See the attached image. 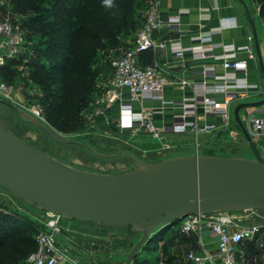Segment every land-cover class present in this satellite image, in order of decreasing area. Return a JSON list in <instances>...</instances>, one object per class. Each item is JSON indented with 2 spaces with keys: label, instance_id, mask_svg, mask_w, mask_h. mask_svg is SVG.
<instances>
[{
  "label": "water",
  "instance_id": "95a60500",
  "mask_svg": "<svg viewBox=\"0 0 264 264\" xmlns=\"http://www.w3.org/2000/svg\"><path fill=\"white\" fill-rule=\"evenodd\" d=\"M251 24L264 76L261 45L256 25ZM2 103L18 111L16 106ZM263 108L264 100L242 103L234 111L252 158L190 155L160 162L135 158L132 171L115 175L71 168L0 124V187L25 204L66 220L131 227L142 235L126 256L125 264H132L155 237L163 238L191 215L264 211V155L240 115ZM24 118L57 143L84 147L102 159L117 157L65 136L32 115Z\"/></svg>",
  "mask_w": 264,
  "mask_h": 264
},
{
  "label": "built area",
  "instance_id": "2783aa9c",
  "mask_svg": "<svg viewBox=\"0 0 264 264\" xmlns=\"http://www.w3.org/2000/svg\"><path fill=\"white\" fill-rule=\"evenodd\" d=\"M159 1H155L152 8L145 14V24L137 33L133 44L127 50L123 51L118 57H115L112 64V76L105 86V95L102 100L107 103L109 108L116 104L121 107L119 128L121 134L130 132L136 136L144 133L149 135L154 141L160 143L162 151L174 149L166 141L169 136L176 135H194L196 138L201 134L208 132L209 128H200L196 122H189L188 118H195L194 112H189L196 108V105L185 107L186 114L177 117L172 126L159 128L155 123L156 112L143 110L141 113H133L130 103H127L128 96L131 101H138L142 104L153 100H162L166 87L171 85L191 86L187 80L179 81L178 77L174 79L165 78L158 66H143L142 56L145 53H152L156 56L160 51L168 50L180 59H183L187 52L201 59H206V50L202 47L184 50L177 45H168L156 39V33L162 27ZM258 17L261 19L258 10ZM207 21L210 17H202ZM264 28V20H262ZM180 19L178 17L169 19L168 25L178 26ZM26 35L21 27L12 22L9 16H0V67L4 66L6 61L29 54L34 59V52H26ZM239 51H245L248 60L257 58L256 51L250 47H244ZM220 65L225 76L218 77L215 68L206 67V77L202 84L195 85L196 90L201 94L213 92L216 95H223L227 103L221 113L226 131H230L235 125V119L230 113V101H244L249 98L252 86L247 84L248 69L244 62L238 59L236 50H230L221 58ZM246 76L243 81L239 80L237 74ZM212 78V79H211ZM202 96V95H201ZM207 116H216L218 114L217 101L206 96L202 97ZM0 100L9 104L20 101L15 96L13 88L0 80ZM24 108L34 117L45 121L42 118L38 107L24 106ZM101 112L99 111L98 114ZM191 114V115H190ZM190 115V116H189ZM249 133L255 141L264 139V115L252 114L244 122ZM200 143L196 140V152L199 155ZM264 211H243V212H222V213H200L191 215L185 220L179 222V233L185 237H191L193 234L201 236L200 251L188 253L184 258L175 264H264L255 257H249L246 251V245H252L261 242V251L264 254V217L261 215ZM49 219L43 223V228L36 237L37 251L30 256L28 264H62L72 262L78 264L67 254L68 249L60 246V238L67 237L72 233L71 224L65 226L64 219L61 216L46 213ZM249 218L259 220L256 223H248ZM209 232L217 236L216 251H212L202 238L203 233ZM163 264V263H162Z\"/></svg>",
  "mask_w": 264,
  "mask_h": 264
},
{
  "label": "rangeland",
  "instance_id": "374dc122",
  "mask_svg": "<svg viewBox=\"0 0 264 264\" xmlns=\"http://www.w3.org/2000/svg\"><path fill=\"white\" fill-rule=\"evenodd\" d=\"M91 1L90 7L95 6L101 0ZM36 3L39 10H34L24 18L6 0H0V16H9L12 22L24 30L26 35L24 48L26 52H34L36 55L35 51L39 49H50L54 55H62L66 43L63 38L66 30L64 21L67 18L66 11L72 6V3L68 1L61 3L65 11L64 14L53 13V0H36ZM150 6L151 4L141 1L132 4L135 16L134 21L136 23L139 25L143 23L146 11ZM31 15L45 18L44 30H30L25 25V19H28ZM126 21L127 18L125 16L121 22L122 27L126 25ZM53 22L57 23L54 27H52ZM134 36L135 32L133 30L122 32L119 44L114 49L95 53V59L91 66L92 81L95 85L93 105L90 107L89 114L91 125L88 130L80 134L63 135L73 139L80 138L87 145L107 155L129 154L140 159L160 161L170 157L197 155L196 140L194 138L191 142L185 144L179 143L172 150L162 151L158 149V146L151 140L150 136L144 133H141L138 137L131 138L127 135L104 133L99 131L94 125L96 109L102 103L101 100L106 93L105 86L112 76L111 62L116 56L132 46ZM72 37L71 41L73 40L74 45H77L79 43L78 32L72 35ZM33 58V60L29 59V54H27L25 56L23 55V58L18 56L12 62L16 67L15 72L17 76L14 82L9 84L13 88L15 96L21 105L18 102L12 104L18 108V111H16L0 100V124L37 150L76 170L104 175H115L132 171L135 168V162L132 160L125 158L102 159L84 147L62 145L53 141L44 131L24 118V115H31L24 108V106H29L31 108L38 107L44 119V109L41 100L46 95L45 89L42 88L39 82L30 80L32 67L37 64L35 57ZM199 143L201 154L204 152H212L214 154H234L244 158H252V153L239 128L234 142L211 141L208 136H204L200 138ZM5 214L15 217L20 222L19 227H22L28 233L32 231L38 233L43 228V223L49 219L45 212L25 204L0 187V218ZM261 215L264 217V212ZM255 220L257 219H248L250 223L259 221ZM63 224L65 226L71 224L74 232L69 234V237L60 238V246L69 249L67 245L70 244L76 251L78 250L88 255V257L82 259L84 264H125L126 255L120 256V251L127 250L129 244L135 246L142 238V235L138 233L131 234L132 231L128 227L113 228L103 225L79 223L78 221L66 219H64ZM179 225V223L175 225L159 243L150 245L151 248L148 251L142 252L141 256L148 257L153 264H174L180 255L179 248L175 246V241L177 240L167 239L176 235ZM208 234L210 233L205 232V235ZM131 235L132 238H130L128 244L125 240ZM213 237L217 239V236L214 235ZM260 247L261 244H258L259 249ZM259 256L261 257V253H259ZM29 257L21 259L18 264H27ZM93 257H100L101 259L100 261H94Z\"/></svg>",
  "mask_w": 264,
  "mask_h": 264
},
{
  "label": "crops",
  "instance_id": "0c3cea01",
  "mask_svg": "<svg viewBox=\"0 0 264 264\" xmlns=\"http://www.w3.org/2000/svg\"><path fill=\"white\" fill-rule=\"evenodd\" d=\"M156 1L160 3L159 11L162 22L160 31L156 33V39L168 45H177L184 50L202 47L206 50L207 58L201 59L199 56H194L192 53L187 52L185 57L180 59L177 58L170 49L160 51L156 56L150 52L145 53L141 60L143 66H158V69L165 78L171 80L178 77L179 81L187 80L192 85L182 86L169 84L163 93L162 100L156 99L149 103L142 104L138 101H131L128 99L129 97L126 96L127 103H130L132 106L133 113H141L143 110L148 112L158 111L159 113H156L157 115L154 120L159 128L172 126L177 117L186 114L187 109L185 107L196 105L195 109L189 111L195 113V118H192L190 114L191 117L188 118V121L198 123L202 129L208 127L209 131L201 134L198 138L191 134L169 136L166 142L172 147H176L179 143L185 144L191 142L194 139L200 142V138L204 136H208L211 141L234 142L237 137L238 127L234 125L230 131H226L223 128L224 120L221 113L223 107L227 103L225 97L223 95H216L211 91L201 94L199 90H196L194 84H202L206 77V67L215 68L217 78L225 76L220 67L222 64L221 58L229 54L230 50L235 49L238 59L247 66V84L252 86V89L249 92L250 96L248 99L244 101H230L228 103L230 105L231 115L234 117L235 108L242 103H257L264 100V76L258 57L255 60H248L247 53H245V51H239V49L241 50L244 47H250L256 51L254 31L251 24L254 22L264 62V28L261 19L257 15V8L252 0H242L244 3H242L241 0ZM205 16L210 17V19L203 21L202 17ZM175 17L180 19V24L170 27L168 25L169 19ZM237 77L240 81L246 79V76L241 73H238ZM203 96L217 101L219 109L217 110L218 114L216 116L206 115L202 99ZM101 102L102 103L98 106L94 115V125L99 131L104 133L121 134V129L118 126L121 107L119 104H116L109 108L107 103ZM99 111L101 112L100 114H98ZM252 114L264 115V108L261 110L251 109L242 111L240 115L243 122H245ZM123 135H127L131 138L139 136H133L130 132L123 133ZM151 140L158 146V149L162 150L160 143L154 141L152 138ZM166 159L169 158L162 160ZM140 160L147 162L157 161L149 159ZM249 221L247 220L248 223H250ZM73 232L72 229V233ZM69 236L68 234L67 237ZM202 238L212 251H216V239H214L212 234L205 235V233H203ZM170 239L177 240L175 241V246H177L180 251L179 258H177L175 263L184 258L188 253L193 251L197 252L202 249L201 236L199 234L185 237L177 231L176 235L167 240ZM258 244H261V242L256 243L253 247V249L257 251V254L250 252L249 257L253 258L256 256V259L262 261L264 254L263 251H261V247L260 249L258 248ZM67 246L69 247L67 254L70 258L78 264H84L82 259L88 257V255L78 250L76 251L70 244ZM120 252V256L127 255L122 250ZM258 252L261 253V257ZM100 259V257H93L94 261H100ZM62 264L74 263L65 262Z\"/></svg>",
  "mask_w": 264,
  "mask_h": 264
},
{
  "label": "trees",
  "instance_id": "16d2710c",
  "mask_svg": "<svg viewBox=\"0 0 264 264\" xmlns=\"http://www.w3.org/2000/svg\"><path fill=\"white\" fill-rule=\"evenodd\" d=\"M6 1L14 6L24 18L34 10H39L36 0ZM53 1L52 11L54 14L65 13L61 5L62 2L72 3V6L66 11L67 18L64 21L66 28L63 37L66 41L65 48L62 55H54L50 49L35 51L37 64L32 67L30 80L39 82L45 89L46 95L41 100L45 121L61 134L77 135L88 130L91 125L89 114L95 95L91 66L95 59V53L114 49L119 44L122 32L125 31L133 30L135 32L134 41L137 33L145 24V18L140 25L134 21L132 4L137 1L146 2L151 4L148 8L150 9L156 0H113V7L111 8L107 7L103 0L92 7H90L91 0ZM252 2L259 10L261 19L264 20V0H252ZM125 16L127 18L126 25L122 27L121 22ZM25 20V25L30 30H44L45 18L31 15ZM56 24L53 22L52 27ZM77 32L79 43L74 45L71 39L73 38L72 35ZM21 57L23 58V56ZM29 59L33 60L30 57ZM14 60H8L4 66L0 67V80L8 86L14 82L17 76L16 67L12 64ZM235 125L238 127L236 122ZM75 140L86 144L80 138ZM258 144L264 155V140L259 141ZM199 155L244 158L234 154H214L212 152H204L203 154L199 152ZM122 158L135 162V157L129 154H117L114 159ZM19 224L20 222L15 217L8 214L0 218V264H18L21 259L33 255L38 249L36 241L38 233L35 231L28 233L19 227ZM128 228L131 229V234H137L131 227ZM130 238L132 235L125 242L129 244ZM161 239V235L155 237L154 241L147 245L142 252L148 251L151 248L150 245L159 243ZM133 248L134 245L129 244L127 250L122 251L128 255ZM245 249L249 254L250 252L257 254L253 246L246 245ZM141 253L132 264H153L148 257L141 256Z\"/></svg>",
  "mask_w": 264,
  "mask_h": 264
},
{
  "label": "clouds",
  "instance_id": "9594fccd",
  "mask_svg": "<svg viewBox=\"0 0 264 264\" xmlns=\"http://www.w3.org/2000/svg\"><path fill=\"white\" fill-rule=\"evenodd\" d=\"M103 2L107 7H113V0H103Z\"/></svg>",
  "mask_w": 264,
  "mask_h": 264
}]
</instances>
